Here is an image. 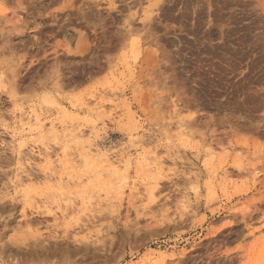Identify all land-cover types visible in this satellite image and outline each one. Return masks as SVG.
Wrapping results in <instances>:
<instances>
[{"label":"rangeland","instance_id":"374dc122","mask_svg":"<svg viewBox=\"0 0 264 264\" xmlns=\"http://www.w3.org/2000/svg\"><path fill=\"white\" fill-rule=\"evenodd\" d=\"M0 264H264V0H0Z\"/></svg>","mask_w":264,"mask_h":264},{"label":"bare ground","instance_id":"6f19581e","mask_svg":"<svg viewBox=\"0 0 264 264\" xmlns=\"http://www.w3.org/2000/svg\"><path fill=\"white\" fill-rule=\"evenodd\" d=\"M31 117V116H30ZM38 120V119H37ZM40 120V119H39ZM55 126V125H54ZM47 152V151H46ZM45 160L49 159V153L47 152V154L44 155ZM27 161V160H26Z\"/></svg>","mask_w":264,"mask_h":264}]
</instances>
